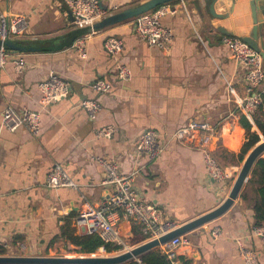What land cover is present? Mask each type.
I'll use <instances>...</instances> for the list:
<instances>
[{
	"label": "crops",
	"instance_id": "crops-1",
	"mask_svg": "<svg viewBox=\"0 0 264 264\" xmlns=\"http://www.w3.org/2000/svg\"><path fill=\"white\" fill-rule=\"evenodd\" d=\"M144 1L100 0V6L108 15ZM250 3H163L176 6L177 12L160 18L173 33L168 49L161 50L148 46L135 33L136 17L93 30L74 26L64 0H0V12L22 14L28 21L25 33L12 38L11 44L32 48L8 49L0 69V120L7 105L40 113L37 136L24 127L8 131L0 125V241L5 254L46 255L52 248L62 252L66 245L73 246L64 231L68 228L78 235L73 218L80 207L99 205L106 196L97 157L116 162L124 174L133 173L140 198L155 204L177 226L227 197L246 140L235 102L245 97L246 82L244 69L229 55L218 28L241 37L249 35L255 24L257 45L264 50V0L257 2L255 23ZM211 4L220 17L211 13ZM85 34L90 37L82 59L73 44ZM108 36L123 40L117 59L129 68L128 81L117 78V59L103 48ZM18 59L24 61L22 72L15 70ZM50 73L65 79L70 91L63 100L45 104L38 83ZM97 80L107 84L102 93L90 88ZM259 90L264 93V79ZM82 98L100 101L95 120L79 107ZM191 120L206 121L218 129L212 157L227 175L223 186L208 177L198 146L171 140L154 159L136 147L148 128L163 139ZM251 124V130L260 133ZM107 125L114 128L113 135L96 136L95 131ZM225 156L230 160L223 161ZM54 164L62 165L74 188L46 186V175ZM113 218L126 243L135 233L142 234L139 224L123 213ZM253 226V211L239 197L220 217L181 235L188 243L176 250V256L189 264H242L235 244V238H240L264 264V241L252 234Z\"/></svg>",
	"mask_w": 264,
	"mask_h": 264
},
{
	"label": "built area",
	"instance_id": "built-area-1",
	"mask_svg": "<svg viewBox=\"0 0 264 264\" xmlns=\"http://www.w3.org/2000/svg\"><path fill=\"white\" fill-rule=\"evenodd\" d=\"M69 15L74 26L78 28L92 27V25L105 16L104 8L100 6V0H64ZM177 7L169 4H162L149 12L142 13L136 17L134 31L150 47H157L167 50L173 39L170 27L164 25L160 18L166 14H174ZM28 21L25 15H9L0 12V69L4 66L8 55V42L25 33ZM90 34L78 37L73 47L79 57H86V42ZM222 43L228 50L229 55L244 69V79L246 82V95L243 99L236 100L237 114L245 116L250 122L259 105L262 104V92L259 86L264 79L263 59L261 54L254 50L240 36L229 34L222 36ZM103 48L106 53L115 60L122 53L123 40L117 36H108L103 40ZM116 75L123 82L131 77L130 70L117 59ZM24 61H15V70L22 72ZM45 104L58 102L69 95V86L61 76L50 73L47 78L38 83ZM90 88L102 93L107 89V84L102 80H97L90 84ZM230 91L233 88L230 87ZM82 108L90 120H95L101 109V103L97 98H82L79 101ZM264 106V105H263ZM0 125L8 131H14L19 127L26 128L33 136H37L40 130V113L37 110L23 108L16 110L13 106L7 105L1 111ZM111 125L101 126L95 134L98 137L110 138L114 133ZM218 129L206 121L191 120L188 123L174 129L173 132L161 138L158 133L148 128L144 130L138 139L137 149L146 153L149 159H154L162 152L165 144L171 140L180 143H191L198 146L204 156L207 175L214 183L223 186L227 175L212 157V145L217 136ZM96 162L102 167L104 176L101 185L106 190V196L99 205L85 203L80 207L73 218V224L78 235L97 234L104 241L120 246L117 251L125 252L133 248L125 242L121 231L114 224V215L120 212L126 217L135 220L144 236V241L157 239L165 233L177 228V224L167 220L161 209L155 204L144 201L140 198L134 185V174H124L120 172L116 162L105 158L97 157ZM46 186L49 188H60L76 186L75 182L68 176L62 165L54 164L46 175ZM214 230L212 234H216ZM252 234L264 241V226L254 225ZM140 242V243H141ZM188 243V240L179 235L167 243L158 247L166 254L173 264H180L176 259V250ZM236 250L242 260V264H259L257 253L247 246L240 238H235ZM4 245L0 241V255H8L2 252ZM23 244H19L20 249H24ZM12 255V254H11ZM139 261V258L136 259Z\"/></svg>",
	"mask_w": 264,
	"mask_h": 264
},
{
	"label": "water",
	"instance_id": "water-1",
	"mask_svg": "<svg viewBox=\"0 0 264 264\" xmlns=\"http://www.w3.org/2000/svg\"><path fill=\"white\" fill-rule=\"evenodd\" d=\"M169 1L173 0H146L137 5L130 6L120 11L105 15L102 19L92 25V29L99 30L108 26L118 24L130 18L137 17L142 13L149 12L155 7L163 3H167ZM258 1L261 0H251L250 3L254 23L256 22V10ZM210 9L213 15H215L216 17H220V15L214 13L212 4ZM218 29L224 35L230 34L222 27H219ZM241 38L246 41L250 45V47L258 51L264 61V50H262L256 42L257 26L254 24L252 32H250L249 35L241 36ZM7 46H10L14 50L32 49L11 44V41L8 42ZM263 155L264 140L257 142L246 154L244 160L242 161L240 169L231 185L227 197L218 206L190 221H187L177 226V228L165 233L157 239L138 243L130 250L113 256L67 257L44 255H0V264H124L127 261L133 259L136 260L146 252L152 249H156L161 245L167 243L172 238L179 235H183L184 233L192 229L209 223L210 221L215 220L216 218L220 217L223 213H225L231 207V205L239 198L248 178L250 177L253 165L255 164L256 160Z\"/></svg>",
	"mask_w": 264,
	"mask_h": 264
},
{
	"label": "trees",
	"instance_id": "trees-1",
	"mask_svg": "<svg viewBox=\"0 0 264 264\" xmlns=\"http://www.w3.org/2000/svg\"><path fill=\"white\" fill-rule=\"evenodd\" d=\"M175 1H170L171 4H175ZM158 7V6H157ZM12 42V41H11ZM11 47L8 46V49ZM262 96V104L258 106L256 112L252 117V121L257 127L258 131L264 136V93ZM239 124L246 131V140L242 144L238 158L240 161L244 159L245 154L260 141L259 133L251 130V122L243 115L239 116ZM240 199L252 209L253 211V225L264 226V155L259 157L252 167L250 177L248 178L243 191L240 194ZM69 243L75 247H78V251L81 253H94L97 249L103 248L106 252H112L120 249V246L111 242L104 241L97 234L90 235H77L68 228L64 231ZM56 238L51 240V243ZM144 240L142 234H134L131 238L130 244H138ZM4 253V251L2 250ZM176 259L182 264H189L182 256H177ZM124 264H173L170 259L160 249H152L139 257V261L133 259L125 262Z\"/></svg>",
	"mask_w": 264,
	"mask_h": 264
},
{
	"label": "rangeland",
	"instance_id": "rangeland-1",
	"mask_svg": "<svg viewBox=\"0 0 264 264\" xmlns=\"http://www.w3.org/2000/svg\"><path fill=\"white\" fill-rule=\"evenodd\" d=\"M259 136H260V141H262L264 139V136H262L260 133H259ZM246 154H245V156H246ZM245 156H244V158H245ZM229 160H230V158L228 156H225V158H223V161H229ZM241 164H242V162H241ZM63 250L64 251L61 252V250H59L58 248H52L51 249V252L50 253H47L44 256H67V257H76V256H113V255L119 254V252L117 250L116 251H112V252H106L104 249H100V248L97 249L94 253H90V254H88V253H81V252L78 251V248L77 247H75V246H69V245H66L65 247H63ZM60 252H61V254H59Z\"/></svg>",
	"mask_w": 264,
	"mask_h": 264
},
{
	"label": "bare ground",
	"instance_id": "bare-ground-1",
	"mask_svg": "<svg viewBox=\"0 0 264 264\" xmlns=\"http://www.w3.org/2000/svg\"><path fill=\"white\" fill-rule=\"evenodd\" d=\"M264 140V139H263Z\"/></svg>",
	"mask_w": 264,
	"mask_h": 264
}]
</instances>
